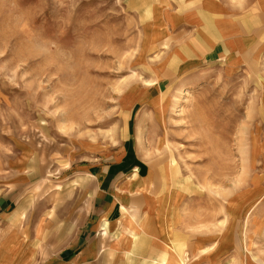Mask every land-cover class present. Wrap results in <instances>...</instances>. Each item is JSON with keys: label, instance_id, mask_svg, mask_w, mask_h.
I'll list each match as a JSON object with an SVG mask.
<instances>
[{"label": "rangeland", "instance_id": "obj_1", "mask_svg": "<svg viewBox=\"0 0 264 264\" xmlns=\"http://www.w3.org/2000/svg\"><path fill=\"white\" fill-rule=\"evenodd\" d=\"M207 1L0 0V200L22 213L0 264L65 254L96 194L87 170L126 145L154 171V199L167 196L155 206L170 264H210L219 240L247 260L217 264H264V1L214 0L258 32L253 53L231 58L230 38L197 55L188 41L202 37L166 34L167 15L199 21Z\"/></svg>", "mask_w": 264, "mask_h": 264}, {"label": "crops", "instance_id": "obj_2", "mask_svg": "<svg viewBox=\"0 0 264 264\" xmlns=\"http://www.w3.org/2000/svg\"><path fill=\"white\" fill-rule=\"evenodd\" d=\"M210 3L217 5H208L206 9L209 7L213 10L205 11L203 17H199V21L192 16L186 17L183 8L179 13L181 15L171 17L167 15L166 34L176 30L184 33L191 31L190 34H229L232 36L230 39L238 38L237 34H245L246 38L251 37L254 40V36L251 34H258V32L253 31V21H246L245 31H243L239 26L237 15L233 14L231 8H223L219 1ZM220 9H230V14L227 13L226 16L223 14L224 12H220ZM241 40L243 39L241 38L239 43ZM133 150L132 146L126 145L119 158L97 167L95 177L89 171L93 169V166L87 170L88 176L92 179L96 178L94 183L96 194L90 200L87 210L82 214L71 247L59 259H55L49 264H127L129 261L134 264H170L174 262L173 255L166 251L167 248H170L167 242L169 243L171 240L166 239L165 224L161 214L163 206H155L158 200L162 201L167 196L158 197L155 202L156 199L152 195L157 193L154 189L158 180L154 171L145 162L139 160L137 156L134 158L133 155L136 153L134 152L132 155ZM129 151L131 157L125 158L127 154H130ZM121 206L127 210V222L122 226L114 225L122 216ZM9 208L6 200H0V229L7 228L9 222L11 226L10 231L0 241V260L6 254V249L12 240L16 238L13 243L18 245L19 239H21L13 229V223L17 217H22V213L21 211H8ZM132 220L135 221V225L131 224ZM104 224L109 225L106 235L103 234ZM131 225L133 228L130 227ZM173 228L174 226L169 227V231ZM157 232L164 238L166 246L151 240L153 234ZM127 236V243H125ZM116 237L118 238L117 242ZM219 243L220 240L216 242V245L213 243L208 248L213 252L210 254L213 256L209 259L210 264L223 261L221 258L224 256L229 257L224 262L237 259V262L240 263L247 260L246 256L240 255L239 257L238 246L233 241L222 247ZM120 244L124 258L116 256L113 252V248ZM25 252L26 255L21 261L27 263V249ZM11 257L12 255L9 257V261H13ZM259 257L261 258V256ZM182 258L181 260H183ZM186 260L188 264V259ZM177 263L179 264V262Z\"/></svg>", "mask_w": 264, "mask_h": 264}, {"label": "bare ground", "instance_id": "obj_3", "mask_svg": "<svg viewBox=\"0 0 264 264\" xmlns=\"http://www.w3.org/2000/svg\"><path fill=\"white\" fill-rule=\"evenodd\" d=\"M190 1V3H193V2H196V1H200V0H189ZM204 1V0H203ZM262 1H264V0H262ZM210 2H214V0H209V1H207L205 4H203V6H201V12H200V10H196L199 14L200 13H204L205 11L207 12V11H210L211 9L208 7L207 9H206V7L208 6V5H213V3H210ZM260 6H261V10H264V3H262V4H260ZM204 8V9H203ZM152 12V11H151ZM151 12H150V15H151ZM220 12H224L223 14L224 15H226L227 16V11H225V10H221ZM229 12V11H228ZM156 13V12H155ZM196 13V12H195ZM197 14V13H196ZM228 14H230V13H228ZM242 30L243 31H245V27H242ZM195 36H197V38H199V36L200 37H202L203 38V41H199L198 39H196V38H194V39H191L190 41H188V48H189V50H191L192 51V53L193 54H197V55H200L201 53L199 52V48L201 47V46H199L198 44L200 43V42H204L205 43V45H206V47L207 46H211V45H213V43L216 41V39L217 38H219V39H229V38H231L232 36H230L229 34H194V37ZM226 36H229V37H226ZM242 39L243 40H241V43H239L240 42V40H238L239 42H237V40L236 39H232V40H230V41H227V42H223V44H225L224 45V47H225V53H228V54H230V56H229V58H231V57H233V56H235L236 54H245V56H249L251 53H253L254 52V47H255V45L256 44H258L259 42H257V43H255L254 42V40H253V38H251V37H249V38H246L245 37V35L242 37ZM260 39V38H259ZM262 44V43H261ZM240 45V46H239ZM221 46H222V44L220 45V48H221ZM213 48V47H212ZM239 48L240 49H242V51H239ZM201 49H203V47L201 48ZM258 49L260 50V47H258ZM231 51H232V53H231ZM207 52V51H206ZM259 53H258V56H259V54H260V52H262V50L261 51H258ZM261 85H262V81H261ZM126 214H127V211L126 210H123L122 211V216H121V218L118 220V221H116L115 223L118 225H120L123 221H124V218H126L125 216H126ZM248 219V218H247ZM246 219V221H245V223H243L244 225H246L247 223H248V221H250L249 219L247 220ZM235 225H237V223H235ZM108 229V225L107 224H104V232H106V230ZM104 235H105V233H104ZM133 237V236H132ZM117 240V239H116ZM184 262H185V259L184 260H182V261H180L179 262V264H184Z\"/></svg>", "mask_w": 264, "mask_h": 264}]
</instances>
